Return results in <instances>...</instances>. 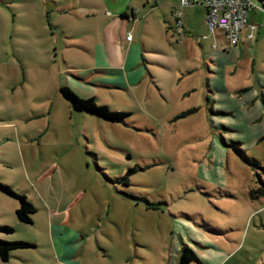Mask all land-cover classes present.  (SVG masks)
Returning <instances> with one entry per match:
<instances>
[{"label": "rangeland", "instance_id": "374dc122", "mask_svg": "<svg viewBox=\"0 0 264 264\" xmlns=\"http://www.w3.org/2000/svg\"><path fill=\"white\" fill-rule=\"evenodd\" d=\"M66 1L0 0V185L10 191L0 189V264H173L179 243L204 264H264V199L249 196L251 187L264 186V173L220 141L239 142L264 168V110L252 108L258 143L246 151L241 133L212 130L208 110L197 108L211 62L195 59L203 51L220 71L231 65L221 53L227 40L210 30L205 7L184 9L182 45L160 40V53L143 54L167 67L155 72L173 99L158 91L139 101L104 93L98 105L130 113L112 123L75 115L60 94L64 79L78 75L64 71L62 55L77 51L66 49L67 37L55 26L77 32L99 21L47 9L46 2ZM149 1L166 9L179 3ZM254 15L252 43L264 37V15ZM185 63L199 69L181 86L175 65ZM248 64L230 79L251 86ZM185 84L199 89L180 104Z\"/></svg>", "mask_w": 264, "mask_h": 264}, {"label": "crops", "instance_id": "0c3cea01", "mask_svg": "<svg viewBox=\"0 0 264 264\" xmlns=\"http://www.w3.org/2000/svg\"><path fill=\"white\" fill-rule=\"evenodd\" d=\"M261 2V6H264V0ZM46 6L50 12L56 11L60 15H69L75 19L99 20L90 28L84 27L77 32L69 31L63 24L55 26L54 29L63 37H67L66 49L71 48L77 51L76 57H71L68 53L62 55L64 71L73 70L78 75H74V80L67 76L64 83L62 82L63 86L60 85L61 87H68L77 96L81 95L84 99L93 98L96 102L104 93H109L114 97L125 94L128 98L139 101L146 94L149 97L150 93L158 91L164 101L173 99L172 96H170L171 98L166 96L167 94L157 81L155 72L156 69H166L167 67L150 61L143 54L148 56L160 53L161 47L158 44L160 40L170 43L174 39L182 45L184 38L179 36V30L175 23V18L180 11V0L179 3L174 1L167 9L166 7H155L149 0H67L66 4L60 5L46 2ZM193 6L189 5L184 9ZM254 20L255 15L251 21L254 22ZM189 22L190 19L187 17V26H189ZM249 32L248 29L243 31L240 43L236 48H233V53L228 52L229 45L225 41L227 48H222L221 53L230 62L228 63L231 64L229 69L224 65L220 71L219 65L211 60L212 55L206 58L203 51L200 53V60L195 59L199 65L207 66L208 59L211 62V68L207 69L202 87L198 88L202 92L205 89L203 93L204 105H184L186 109L193 108V106H198L199 109L205 107L209 112L212 130L217 131L225 126L224 130L243 134H238V139L244 143L246 151L251 143H258V140L255 139L257 130L252 131V126L257 123L258 118L255 119L256 116L253 114L252 108L256 105L263 107L261 109L264 110V37L258 34L256 41L252 43L247 39ZM135 33H139L141 36L138 41L134 36ZM129 35L132 36L131 41L127 40ZM140 51H142L141 56L139 55ZM235 52H239L240 55L238 53L236 56ZM229 58L232 61H229ZM248 63H250V68L253 66L254 69L252 75L246 76L249 81H253L251 86L247 87L249 84L246 83L240 84L239 78L237 81L230 79L232 76L246 73L240 67L244 65L247 67L246 69H249ZM175 66L177 74L182 76L178 81L181 86L185 79L194 74V70L199 69L198 65L193 69L189 63ZM236 68L239 73L234 74ZM219 76H222L221 80L218 79ZM195 86L197 85L185 84L177 95L180 104L192 98V95L198 90L193 88ZM141 87L142 90H140ZM65 101L75 115L86 114L74 110L71 104L67 100ZM87 115L89 116V114ZM231 118L236 120L235 124L231 123ZM229 126L236 129L227 128ZM182 247L184 246L179 243L174 249L173 264H179ZM201 249L204 250V247ZM196 255L204 264L200 254L197 252Z\"/></svg>", "mask_w": 264, "mask_h": 264}, {"label": "built area", "instance_id": "2783aa9c", "mask_svg": "<svg viewBox=\"0 0 264 264\" xmlns=\"http://www.w3.org/2000/svg\"><path fill=\"white\" fill-rule=\"evenodd\" d=\"M203 5L207 11V22L212 32L220 30L229 45L237 46L246 29L254 30L256 25L251 21L250 16L255 12L264 15V6L255 0H180V11L178 12L175 23L179 30V36L184 37L183 9L189 5ZM253 38L249 33L247 39ZM127 40L131 41L129 35Z\"/></svg>", "mask_w": 264, "mask_h": 264}, {"label": "trees", "instance_id": "16d2710c", "mask_svg": "<svg viewBox=\"0 0 264 264\" xmlns=\"http://www.w3.org/2000/svg\"><path fill=\"white\" fill-rule=\"evenodd\" d=\"M60 93L65 98V100H67L71 104L72 108L78 112H83L91 116L99 117L101 119H105L106 121L112 123L121 122L125 118L130 116V113L113 112L106 105L100 106L93 98L82 99L78 97L68 87H61ZM220 141L225 147L231 149L245 165L252 168L253 170H261L264 173V168L260 165V162L253 157H249L246 154V152L242 149L239 142H231L230 144L227 145L223 139H220ZM128 182L129 181L126 180L127 185L129 184ZM259 185L251 187L249 189V196L253 201L264 199V186H259ZM0 189L3 191L10 192L7 187H3L1 185H0ZM192 263L199 264L201 263V261L196 255V253L191 248L185 245L183 247V250L180 252L179 264H192Z\"/></svg>", "mask_w": 264, "mask_h": 264}]
</instances>
